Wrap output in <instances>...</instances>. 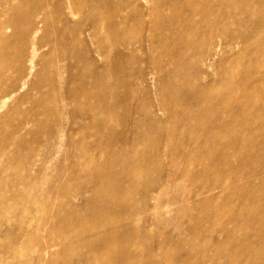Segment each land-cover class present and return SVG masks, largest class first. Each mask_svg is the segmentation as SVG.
I'll return each instance as SVG.
<instances>
[{"label": "rangeland", "instance_id": "obj_1", "mask_svg": "<svg viewBox=\"0 0 264 264\" xmlns=\"http://www.w3.org/2000/svg\"><path fill=\"white\" fill-rule=\"evenodd\" d=\"M260 126L264 0H0V264H264Z\"/></svg>", "mask_w": 264, "mask_h": 264}, {"label": "bare ground", "instance_id": "obj_2", "mask_svg": "<svg viewBox=\"0 0 264 264\" xmlns=\"http://www.w3.org/2000/svg\"><path fill=\"white\" fill-rule=\"evenodd\" d=\"M205 10V13L207 12V9H204ZM182 110V109H181ZM179 114H180V112H179ZM182 114L184 115V116H186V118H188L191 122H192V124H193V126H200V125H203L204 124V119H205V117H200V116H195V115H193V114H191L190 113V110L189 109H187V110H182ZM177 118H178V116H177ZM176 118V119H177ZM185 118V117H184ZM181 119V118H180ZM192 126V127H193ZM204 126V125H203ZM202 128V127H201ZM199 130H200V128H199ZM259 130L264 134V126H260V128H259ZM191 131H192V129H191ZM199 135H200V133H199ZM220 135V134H219ZM216 136V134L213 132H209V131H206V134H205V136H203L204 137V139L205 140H203L204 142H205V145H206V147L208 148V149H210V146H208L209 145V142H210V140L212 139V138H214ZM156 184V183H155ZM160 187V186H159ZM162 248V247H161ZM105 249V248H104ZM117 249V248H116ZM116 249H114V250H116ZM48 250V249H47ZM101 250V249H100ZM108 250V249H107ZM118 250V249H117ZM105 251V250H104ZM104 251H102V252H104ZM122 252V251H121ZM105 253V252H104ZM113 254V253H112ZM118 259V258H117ZM232 259V258H231ZM95 261V260H94ZM93 261V262H94ZM95 263V262H94ZM97 263V262H96ZM95 263V264H96ZM57 264V263H56Z\"/></svg>", "mask_w": 264, "mask_h": 264}]
</instances>
